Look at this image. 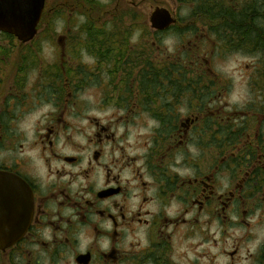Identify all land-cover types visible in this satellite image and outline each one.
<instances>
[{"label":"flooded vegetation","instance_id":"af4514ba","mask_svg":"<svg viewBox=\"0 0 264 264\" xmlns=\"http://www.w3.org/2000/svg\"><path fill=\"white\" fill-rule=\"evenodd\" d=\"M109 1L55 0V21L87 34L85 59L65 34L45 61L33 44L50 23L27 42L0 31V239H16L0 264H264V89L229 119L221 75L159 66L149 108L160 135L126 158L122 120L89 113L145 110L111 83L89 92L95 74L124 75L123 41H95L84 23Z\"/></svg>","mask_w":264,"mask_h":264},{"label":"rangeland","instance_id":"374dc122","mask_svg":"<svg viewBox=\"0 0 264 264\" xmlns=\"http://www.w3.org/2000/svg\"><path fill=\"white\" fill-rule=\"evenodd\" d=\"M98 1L101 2V0ZM46 2L48 4L44 14L49 12L51 16H43L41 24L50 23V28L46 32V36H44L45 33H42L36 37V42L33 44L35 48L38 47V43L41 47V56L45 58V61H51L52 57L58 55L57 52L55 55L56 44H54V41L57 40L59 35L66 34L69 36V39L70 35H72L76 39L75 43L78 39L81 41V43L78 42L79 51H82L79 55L82 54L84 59L87 58V55L83 53L84 46H86L83 39L87 34L85 35V32L80 31L78 26L75 27V20H71L70 24H67V22L60 23L59 20L55 21V17H53V12L56 9L55 0H47ZM110 2L111 11L108 15L97 17L96 19L95 14L98 15V12H95L93 16L85 14L88 21L84 23L86 25L94 23L99 32H103L104 34L111 33L117 36L118 39L123 41V49L124 44H126L127 51L131 50L137 52L139 56L155 59L156 66L154 67L156 71L159 70V66L168 68L169 66H175L176 62L179 64L183 62L184 68L189 71L192 78L195 77V73L198 74L202 70L209 72V68L221 75L225 79V83H227L225 89L228 93L225 96L226 109L223 111L225 118L239 119L243 117V114L248 112L247 105L254 101V90H259L257 92L259 96V92L264 89V61L262 56L255 51V48H240L237 46L231 48L230 46H226L221 39H217L215 37L216 34H209L207 30L210 25L214 24L209 23L205 19H197L195 17L203 13L192 14L196 0H123L120 13L113 12L115 1L111 0ZM96 3H98L96 5H101L97 1ZM245 3H248V1L239 0L238 7L242 8ZM155 7L167 8L176 18V23L169 30L158 32L150 27L149 14ZM63 15L67 21V15L65 13ZM68 17L73 18L72 15ZM103 22L109 28L106 26L103 28ZM80 24L81 22L78 21L77 25ZM127 26L130 30V39L124 40V29ZM38 28L41 27L39 26ZM191 28L196 29L194 33H190ZM118 39H115V41H119ZM35 48H30V52L34 53ZM16 49L17 47H15V52ZM19 50L21 51L22 49ZM68 52L69 49L65 53L66 56H69ZM193 53L198 55V58L197 56H193ZM71 55L75 54L71 53ZM174 56H180L181 58L180 60H174ZM88 59L85 61H88ZM172 61L175 63H172ZM209 61L210 66L208 64ZM88 63H91V60ZM75 65L78 64L74 63ZM139 68L140 66L136 67V69ZM187 71L184 70V72ZM129 75L131 77L130 85H132L134 83L132 78L135 73L131 74L125 71V66L124 75L120 79L116 77V80L113 81L111 80L113 79L111 75L101 77L95 74L93 85L89 90L91 97L97 96V91L102 89L100 87L104 85L108 86L111 83L109 87L110 94H113L115 90L116 94H121L124 88V103H126L127 99L130 100L129 103H132L136 96H140L138 103H141L145 110L119 112L111 109L108 112H99L92 105L93 110L89 111V113L100 117V119H107L109 116H112L122 120L124 124V146L126 147L125 157H144L147 153L146 145L152 143L156 135H160L158 131L160 127L155 122L153 115L150 114L151 109L149 107H153V98L148 100L149 103L147 104L145 102L147 100L138 93L137 89L126 88L129 85ZM209 76L212 78L210 74ZM179 113L181 115L187 114L185 109H181ZM84 125L85 122H78L76 124L78 127H84ZM31 153L35 158L33 150H30ZM143 164L142 160L136 161V167H142Z\"/></svg>","mask_w":264,"mask_h":264},{"label":"trees","instance_id":"16d2710c","mask_svg":"<svg viewBox=\"0 0 264 264\" xmlns=\"http://www.w3.org/2000/svg\"><path fill=\"white\" fill-rule=\"evenodd\" d=\"M237 2L236 0H196L195 8L192 14L203 13L201 15H196L197 19H205L210 25L208 28L209 34H216L217 39H221L226 46L234 47H251L255 48V51L262 56L264 61V0H256L255 6L251 7V15L248 13L250 6L243 7L242 10H236ZM47 14H45V17ZM96 19L99 17L95 14ZM134 17V15H132ZM42 23V20L41 22ZM105 23L103 22V25ZM221 24V25H218ZM195 28L190 29V33L195 32ZM90 34L95 35L93 38L95 41H113L118 39L117 36L111 33L104 34L96 29L94 24L93 30H88ZM103 35H102V34ZM129 34V35H128ZM124 40L130 39V30L127 26L124 29ZM128 35V36H127ZM105 47V46H104ZM128 49V48H127ZM175 69L172 71H187L182 63H175ZM124 66L125 71L128 73H135L133 75V84L130 85V75L128 76V86L127 89L135 88L139 94L145 98L147 104L148 100L152 99L154 96L155 85L158 78V71L155 67V59L151 57L139 56L137 52L131 50H126V44H124ZM140 66L139 69H136ZM182 66V67H181ZM181 67V68H180ZM165 70V69H164ZM165 71H169L168 69ZM183 76V80H184ZM193 81L201 80L200 77H193ZM151 115L155 118L157 112L151 110ZM169 119L168 117H163Z\"/></svg>","mask_w":264,"mask_h":264},{"label":"water","instance_id":"95a60500","mask_svg":"<svg viewBox=\"0 0 264 264\" xmlns=\"http://www.w3.org/2000/svg\"><path fill=\"white\" fill-rule=\"evenodd\" d=\"M45 0H0V31L14 35L23 42L30 41L44 10ZM176 18L165 7H155L149 14L150 27L163 31L176 23ZM16 239H0V248Z\"/></svg>","mask_w":264,"mask_h":264}]
</instances>
